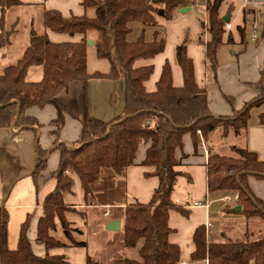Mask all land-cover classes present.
<instances>
[{
    "label": "trees",
    "instance_id": "trees-1",
    "mask_svg": "<svg viewBox=\"0 0 264 264\" xmlns=\"http://www.w3.org/2000/svg\"><path fill=\"white\" fill-rule=\"evenodd\" d=\"M225 0H212L207 4V33L205 63L208 75L217 83L218 49L227 41L234 43L233 33L226 28L220 15ZM186 0H82L85 10L95 9V17L86 14L65 17L58 10H45L44 23L47 30L71 37L82 36L81 42L54 43L47 33L32 32L27 49L15 65L5 68L0 75V129L16 128L36 130L41 125L36 118L27 114L30 109H44L53 106L59 117L52 122L56 130L55 144L60 142V133L65 126V107L57 97L69 89L71 83L79 81L87 86L91 81H118L125 83L124 114L111 122L93 118L86 109L85 119L77 147L69 148L59 144L60 153L57 184L43 203V213L37 226L36 242L46 247L44 257L35 254L28 238L31 215L21 227L17 250H11L9 241V211L0 206V264H70L66 255L51 251L68 247L87 249L85 241L73 236L75 230L67 218L74 211L65 203V194L71 193L75 177L81 183L85 201L92 204L99 196L92 185L101 178L104 169L115 175H122L133 166L142 144H149L142 166L153 169L144 174L145 178H156L155 188L149 203L137 200L125 207L124 248H139L140 259H123L118 264H180L181 248L169 241L173 230L169 226L170 213L176 211L184 217L190 212L173 200V192L179 177V168L187 155L184 154V137L190 135L195 154L201 146L208 149L206 163L208 191L211 194L225 192L238 194V204L247 218L264 219V203L249 186V179L264 180V161L250 152L245 144L238 143L232 151L234 156L215 152L210 144V136L222 128L224 135L233 133L241 137L247 130L250 112L264 104V63L261 70V95L248 102L232 117L215 118L209 109L206 86L199 85L195 63L189 56L185 40L176 46L175 59L181 69L183 85L174 84L172 66L166 61L156 90L147 91L146 82L154 74V65L137 66L140 61H150L163 54L166 40L155 38L147 42L142 35L136 42H129L134 23L147 27H163L173 19V12L185 5ZM20 0L0 1V50L11 45V37L16 25L7 29L8 11L21 5ZM243 25L237 27L241 43L247 42L246 16ZM261 40L264 39V24L261 26ZM95 32V52L99 59L107 60L110 70L107 73L88 70L89 33ZM260 40V39H259ZM44 67L40 82L27 81L29 69ZM17 101L18 103H15ZM128 117V118H127ZM264 120V114L259 117ZM149 123V127L146 126ZM110 128V130H109ZM200 132V134H199ZM39 163L33 173L37 183L39 175L46 170V152L38 145ZM182 152L181 158L177 156ZM92 200V201H90ZM59 227L67 242L54 235ZM195 250L193 262L207 261L208 264H264V239L245 242L209 243L204 226L194 233ZM85 264H100L89 254Z\"/></svg>",
    "mask_w": 264,
    "mask_h": 264
},
{
    "label": "crops",
    "instance_id": "crops-1",
    "mask_svg": "<svg viewBox=\"0 0 264 264\" xmlns=\"http://www.w3.org/2000/svg\"><path fill=\"white\" fill-rule=\"evenodd\" d=\"M1 1V0H0ZM21 5L12 7L6 16L7 29H11L16 25V32L11 37V45L0 50V75L3 74L6 67L15 65L22 58L29 44L30 36L33 31L39 34L47 33L54 43L81 42L82 36L71 37L67 34H56L47 30L44 23V11L58 10L63 16L70 17L72 15H85V9L82 6V0H20ZM212 0H186L183 7L177 8L173 12V19L167 22L163 27L155 28L161 31L168 30L170 24L186 26L181 29V33H188L194 19L200 11L201 18H198L199 27L195 26L196 36L179 40L187 41L189 56L194 60L196 78L201 86L207 88V99L209 109L215 118L232 117L235 112L241 109L251 100L261 95L263 85L261 83V70L264 63V39L259 40L258 23L259 18L264 16V0H239L241 6L236 10L234 3L225 0L220 9L221 17L229 15V21L226 24L231 25L232 32L235 27L243 25L245 13H251L246 18H252L247 30V42L242 44L240 35L237 31L233 33L234 43L229 44L225 41L221 46H225L230 57L225 58L222 64L219 62L217 71V83H214L208 75V67L205 63L204 51L205 44L209 39L207 33V4ZM245 3H247L245 5ZM249 6L250 10H246ZM186 9L182 12V9ZM84 9V10H83ZM198 13V14H197ZM1 14V9H0ZM138 24V23H134ZM141 25V24H138ZM133 24L131 25L132 28ZM143 26V25H142ZM254 26H257V39L252 41ZM133 30V28H132ZM188 30V31H187ZM161 31H156L154 40L165 39L160 35ZM250 32V34H249ZM1 33V27H0ZM141 37V36H140ZM180 39V38H179ZM146 40V39H145ZM152 42V40H146ZM180 42H177V44ZM253 44L255 47H249ZM95 39L93 40V45ZM179 45V44H178ZM177 45H167L165 52L153 60L140 61L137 66L154 65V74L151 79L146 82L147 91L156 90L162 68L166 61L172 66L174 84L177 87L183 85V76L181 69L176 63L175 50ZM237 49V50H235ZM242 50L240 61L236 57L237 51ZM219 50L218 55L219 58ZM44 75L43 66H35L29 69L27 81L31 83L40 82ZM125 83L123 80L111 81H91L87 86L83 82H73L69 89L58 95V101L65 107V126L60 133V142L56 145V137L52 133L56 130L52 122L59 117L57 110L53 106H47L44 109L33 108L27 114L37 119L40 128L33 130L15 128L0 129V206L6 208L10 214L9 221V241L8 246L11 250H17L21 227L31 215L30 227L28 230V238L32 244V248L38 256L44 257L47 254L46 247L36 242L37 226L43 213V203L48 194L53 192L57 184V175L60 163V153L56 150L59 144H64L69 148L77 147L78 140L83 127L86 109L91 117L111 122L124 114L125 111ZM264 114V104L260 107L253 108L250 112V119L246 132L239 138H236L231 132L224 135L222 128L215 131L210 136V144L215 152L226 156H234L232 148L238 144H245L250 152L257 155L260 161H264V120L260 122L259 117ZM222 130V133L220 132ZM217 141H221L219 144ZM223 141H226L222 144ZM38 145L41 146L47 154L44 158L47 161V168L43 171L37 183L33 180V173L39 163ZM149 144H142L137 153V157L133 166H130L122 175H115L111 170L104 169L98 182L92 185V190L103 199H108L109 194H116L117 191H111L112 182L121 181L124 187V196L116 198L112 204L107 201L99 202L98 200L88 204L85 201L84 191L81 183L75 177V184L71 193L65 194V203L72 206L75 210L68 213L76 215V221L68 220L72 223L78 237H97L107 241V246H111L109 238L113 234L121 236V245L119 248L110 249L109 264H118L120 257L129 258V251L124 248V220L125 207L127 204L135 200L146 204L152 198L153 192L158 185L156 178H145L146 172L153 169L142 166V162L146 157ZM227 150L225 154L224 151ZM184 154L187 155L182 162L180 171L183 173L179 177L175 190L173 192V200L183 206L190 212L189 217H184L180 213L173 211L170 213L169 226L173 232L169 236V241L181 248V262L187 264H208L207 261L193 262L192 253L195 250L193 236L198 227L204 226L207 232V240L209 243H228L239 235L255 239L250 234V225L255 219H247L241 211H235L240 205L238 201L233 200L226 202L225 197L231 196L230 193L219 192L211 194L208 191V178L206 163L208 160L207 146L203 145L199 148L197 155L190 135L184 137ZM177 156L181 158L182 152H178ZM203 166L205 185L204 190L200 191L198 198L192 203L185 204V197L190 196V190L184 179L188 181L193 177L189 172L192 167ZM195 181L193 180L192 184ZM249 186L254 195L264 203V180L255 177L249 179ZM107 196V197H106ZM175 198V199H174ZM99 199V198H98ZM92 201V200H90ZM203 201V202H201ZM195 203L208 204V207L195 206ZM241 207V206H240ZM111 212L110 215H106ZM264 220V219H263ZM120 222L118 231H110L107 226L114 222ZM210 224V226H209ZM253 229V228H252ZM55 237L62 242H67L62 230L59 227L54 233ZM63 237V238H62ZM264 239V238H263ZM242 241V242H245ZM258 241V240H256ZM88 244L84 258L90 250V242ZM81 249L68 247L51 251L53 254H63L70 259V250ZM136 252L139 253V249ZM99 262V261H98ZM100 263V262H99ZM101 264V263H100Z\"/></svg>",
    "mask_w": 264,
    "mask_h": 264
},
{
    "label": "rangeland",
    "instance_id": "rangeland-1",
    "mask_svg": "<svg viewBox=\"0 0 264 264\" xmlns=\"http://www.w3.org/2000/svg\"><path fill=\"white\" fill-rule=\"evenodd\" d=\"M203 1V0H201ZM230 1V0H229ZM230 2L234 3V6L236 7V10H238V8L242 5L241 2L239 0H231ZM248 8H246V10H250L249 6H247ZM84 10V9H83ZM248 10V11H249ZM86 12V15L90 18L95 17L96 11L95 9H88V10H84ZM201 13H203V11H200V13L197 15V19H194L192 21L191 24H189L188 26L190 27L189 30V34L188 33H181V29L182 28H186V26L183 25H179L177 27V24L173 23L170 24V26H168V30L165 32V30L161 31V29H158L159 31H161L160 35L164 37H166V41H167V45H178L181 44V41L179 40H183L184 38H188V36L193 37L196 36V30H195V26L199 27V20L198 18H201ZM249 15L251 17V13L249 12ZM252 18H246V26H249V23L251 22ZM262 24H264V16L259 18V23H258V32H259V39L260 35H261V26ZM237 27V26H236ZM235 29L232 31L235 33ZM133 28V32L129 35L128 37V41L129 42H136L140 36L144 35V38L146 40H154V36L156 30L153 27H147V26H142V25H138V24H133L132 26ZM248 30L250 31V27L248 28ZM188 31V30H187ZM248 33V32H247ZM39 34V33H37ZM250 34V32H249ZM89 35V40L87 42V44L90 41H93L97 34L95 32H91L88 34ZM180 38V39H179ZM177 42H180L177 44ZM249 47H255V45L251 44L249 45ZM237 50V49H235ZM239 50V49H238ZM241 52H243L242 50L237 51V59H239L240 61L244 60V57H241ZM230 54L228 53V50L225 46H220V50H219V58H218V63L220 62L221 64L223 62H225V58L230 57ZM88 70L90 73H94V72H103V73H107L110 70V65L109 62L107 60H103V59H99L96 56V52H95V48L94 46H90L88 44ZM222 133V130L220 131ZM221 141H217L216 143H220ZM226 141H223L222 144H224ZM227 153V150L224 151V153ZM225 153V154H226ZM190 174L192 175L193 179L188 181L187 179H184V182L186 183V186L192 190L191 195L187 196L184 198L185 199V204L189 203L195 199L198 198V194H199V190L203 191L204 190V185H205V178H204V168L203 166H197V167H192L189 169ZM193 180L195 181L194 184H192ZM119 182H112L110 185V190L111 191H117V193L115 194H109V198L108 199H103L101 200L103 197H100L102 195H99V199L98 201L101 203L103 201H107V203L110 202V204H112V202H115L117 196L118 198H122L124 196V187L121 186V181L117 180ZM107 197V196H106ZM175 199V198H174ZM96 201V200H95ZM109 201V202H108ZM203 202V201H201ZM76 215L74 214H70L68 213V218L70 220H74L76 221ZM253 224L250 225L251 228L250 229V234L254 236L255 239L252 238H248V240L251 241H256V240H261L264 238V220L263 219H255L252 221ZM253 228V229H252ZM119 234H113L111 238H109V242L111 244V246H107V241L101 239V238H97V237H88V236H84V237H78V239H81L82 241H88L90 242V250H89V255L96 261H99L101 264H109L110 258L109 255L110 253V249L111 248H119V245H121V236H117ZM73 236H76V233L73 232ZM57 238V237H56ZM63 238V237H62ZM245 236H237L236 239H233V242H242L245 241ZM139 249V248H136ZM86 249H72L70 250V259L69 262L70 264H85V258H84V254ZM137 250H130L129 251V259H140L139 257V253L136 252ZM67 257V256H66Z\"/></svg>",
    "mask_w": 264,
    "mask_h": 264
},
{
    "label": "built area",
    "instance_id": "built-area-1",
    "mask_svg": "<svg viewBox=\"0 0 264 264\" xmlns=\"http://www.w3.org/2000/svg\"><path fill=\"white\" fill-rule=\"evenodd\" d=\"M246 4H247V3H245V5H246ZM226 28H227L228 30H230L232 27H231L230 24H226ZM257 37H258V35H257V26H254L253 36H252V41H255V40L257 39ZM199 134H200V132H199ZM224 200H225L226 202H231V201H233V200L238 201V200H239V195H238V194H235V195L227 196V197L224 198ZM195 206L208 207V204L195 203ZM110 214H111V212H107V213H106V215H110ZM209 226H210V224H209ZM182 264H187V263H182Z\"/></svg>",
    "mask_w": 264,
    "mask_h": 264
},
{
    "label": "water",
    "instance_id": "water-1",
    "mask_svg": "<svg viewBox=\"0 0 264 264\" xmlns=\"http://www.w3.org/2000/svg\"><path fill=\"white\" fill-rule=\"evenodd\" d=\"M185 10H187V8L185 9H182L181 11L182 12H184ZM223 20H224V22L225 23H228V21H229V15L227 16V17H223ZM90 46H92L93 45V41H90L89 43H88ZM15 103H18L17 101H15ZM128 118V117H127ZM146 126L147 127H149V123H146ZM15 123L12 125V127H11V129L14 131L15 130ZM109 130H110V128H109ZM235 211H241V207L239 206V207H237L236 209H235ZM107 229L108 230H110V231H118L119 229H120V222L119 221H114V222H112V223H110L108 226H107Z\"/></svg>",
    "mask_w": 264,
    "mask_h": 264
}]
</instances>
